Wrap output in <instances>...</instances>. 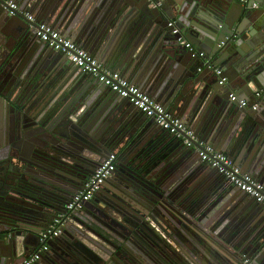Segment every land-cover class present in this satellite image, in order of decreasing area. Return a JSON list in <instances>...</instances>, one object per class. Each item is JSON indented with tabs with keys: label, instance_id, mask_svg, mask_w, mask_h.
<instances>
[{
	"label": "water",
	"instance_id": "1",
	"mask_svg": "<svg viewBox=\"0 0 264 264\" xmlns=\"http://www.w3.org/2000/svg\"><path fill=\"white\" fill-rule=\"evenodd\" d=\"M12 1L98 53L102 61L119 45L113 64L125 78L264 186V117L250 111L252 99L246 108L229 103L230 89L255 95L264 88V0ZM123 17L131 18V23H122ZM172 19L187 41L223 69L226 85H219L221 76L213 70H208L210 75L199 71L201 60L191 57L185 42H178L167 27ZM17 58L20 66L42 67L32 73L33 79L51 80L48 89L37 86L21 110L24 113L33 101L36 124L51 111L48 121L53 119L49 128L54 140L47 141L39 127H29L25 115L18 137L32 129L31 143L19 141V155H13L0 140V264H21L39 248L40 233L63 212L62 208L54 216L47 212L52 200L46 185L54 178L23 181L8 174L7 161L17 155L30 170V155L45 156L38 148L42 143L52 162H58L56 169L48 168L49 176L68 172L85 179L114 148L120 160L117 178L110 181L112 191L123 183L124 203L135 213L129 214L127 235L113 236L119 245L112 254L95 241L84 249L64 232L49 242V251L36 264H240L244 256L251 264H264L262 205L221 175L212 182L204 179L199 153L172 136L162 139L165 131L152 119L138 117L132 104L98 81L85 82L88 74L79 77L81 70L63 63L64 57L36 38L23 17L9 16L0 5V89L5 97L15 87L11 68ZM147 64L150 68L143 69ZM91 92V101L101 99L93 112L87 102ZM193 174L191 182L204 193L195 205L194 220L184 205L188 181L177 182L180 177L192 179ZM136 191L148 196L142 207L138 202L143 197Z\"/></svg>",
	"mask_w": 264,
	"mask_h": 264
},
{
	"label": "built area",
	"instance_id": "2",
	"mask_svg": "<svg viewBox=\"0 0 264 264\" xmlns=\"http://www.w3.org/2000/svg\"><path fill=\"white\" fill-rule=\"evenodd\" d=\"M242 2L246 3L245 0H242ZM0 5L4 7L9 16L23 17L28 22L36 38L46 44L48 48L61 54L69 64L80 69L81 72L90 75L121 99L127 100L140 114H143L148 119H152L163 131L182 142L188 149H193L199 153L202 164L216 171L229 184L249 195L256 203L264 207V186L254 177L244 173L225 153L214 149L210 144L202 141L196 135L194 129L185 121L174 117L162 104L156 102L150 95L142 92L120 72L106 68L102 62L83 49L79 44L59 34L53 26L39 21L33 13L20 9V6L15 1L0 0ZM255 7L257 6L254 5ZM167 27L177 37L178 42H185V48L190 52L191 57L201 60L202 67L199 71L202 72L204 69L213 70L215 75L218 77L221 76L218 79L219 85L224 86L227 84L228 78L223 76V71L214 66L212 59L204 51L198 49L193 43L186 40L184 34H182L180 28L177 26L176 21H169ZM229 100L231 103H238L240 107L246 108L249 105L248 100L240 98L235 93L229 95ZM262 104H264V90H260L255 94V101L249 107L254 111H258ZM116 159V154H110L97 167L93 175L90 176L84 186L66 206L65 212L59 214L40 233L39 248L21 264H36L42 259L43 255L50 249L49 242L63 233V228L66 226L69 213L81 210L92 199L104 182L113 175L116 169ZM251 263V259L246 256L240 262V264Z\"/></svg>",
	"mask_w": 264,
	"mask_h": 264
},
{
	"label": "flooded vegetation",
	"instance_id": "3",
	"mask_svg": "<svg viewBox=\"0 0 264 264\" xmlns=\"http://www.w3.org/2000/svg\"><path fill=\"white\" fill-rule=\"evenodd\" d=\"M6 54L5 58L8 56V51H6ZM63 63L67 64L68 62L63 59ZM15 65L16 66L12 65L11 68L15 72L14 89L10 88V93H5L7 97L3 95V88L0 89V140L4 150H7L8 153H12L13 155H19L18 142L25 141L31 143V138L29 136L32 135L31 132L33 131L32 129H29L28 135H20L18 137V127H23L24 115L26 116V121L29 122L28 124L26 122V124L31 128H33V126L39 127L37 131L40 132L41 135H44V138H47V141L51 142L54 138L49 128L53 124V119L48 121L51 117V111L41 117L38 124H36L35 116L37 114V109L36 104L33 101L26 104L24 113L21 110V108L24 107V100L28 96H31L32 91L39 85H43V87L48 89L51 85V80H48L47 78L33 79V77H31L34 71H40L42 69L40 66L35 68V65H32L33 69L29 71L32 66H20V64H18V58L15 60ZM9 72L10 70L7 71L6 74ZM0 81H3V79L1 78ZM59 84L61 85L62 82H59ZM63 120L64 119L62 118L60 122H63ZM42 145L43 143L40 144L38 148L40 150L39 152L45 155L43 157L44 159L39 157V155L35 156L34 153L30 155L29 157L33 158L31 161L32 165L29 166L30 170L22 165L18 155L15 156V158H9L6 166L9 170V175H18L20 176V179L24 178L22 179L23 181H33L35 179V181L38 182L42 180L45 181L48 178L53 180L54 178L53 182L47 181L46 185L48 191L47 194L52 200V204L47 207V212L48 215L54 216L57 214L56 209L58 208H62L61 211L65 212L66 206L70 203L75 194L84 186L90 176L93 175L101 163H97L94 168H90V171L93 173L86 177L87 179H85V177L71 175L68 172V175L64 173L56 175L52 171L53 174L49 176L51 170L48 168L56 169L58 162H52L48 156L47 149H43ZM38 148H34L36 153H38ZM27 152H29L28 147ZM110 154H116L117 156L115 172L104 182L92 199L87 202L81 210L69 213V217L66 220V226L63 228V233H69L73 238V241L78 243V245L84 249L89 242L93 243L95 241L96 243L103 245V248L112 254L119 245V242L113 236L117 233L121 236L127 235L129 232L127 223L131 222L129 214L132 217L131 214H134L135 211L129 210L124 203L127 194H124L125 186L123 183L119 187L117 186L116 191H112L113 184H111L110 181L112 182L117 178L120 156L111 149ZM184 179H187L188 181L185 195V198L188 200H186V203L184 204L187 212L186 214L190 219L194 220L197 214L195 205L197 206L198 198L204 193L200 192V188H197V185L191 182L194 178L191 179L188 176L180 177V180H177V182H183ZM117 183L119 182L117 181L116 184ZM136 193L143 197V200H140V203L138 202V205L142 207L148 201L146 199L148 196L140 191H136ZM167 196L169 197L170 194ZM168 197L159 196V198L165 201H168ZM175 197V195H171V198L174 199ZM45 205L47 204L44 203V207ZM50 206L54 208H51Z\"/></svg>",
	"mask_w": 264,
	"mask_h": 264
},
{
	"label": "crops",
	"instance_id": "4",
	"mask_svg": "<svg viewBox=\"0 0 264 264\" xmlns=\"http://www.w3.org/2000/svg\"><path fill=\"white\" fill-rule=\"evenodd\" d=\"M158 1H160V0H158ZM31 13H33V12H31ZM35 16H36V18L39 20V21H41V22H44V23H47L48 24V22H46V21H42V20H40V18H39V15H37V14H35V13H33ZM123 20H122V23H124V21H125V24L126 25H129L130 23H131V21H132V19L131 18H125V17H123L122 18ZM171 21H176V23H177V20H175V19H172ZM50 25V24H49ZM52 26V25H51ZM54 27V26H53ZM55 28V27H54ZM57 30V29H56ZM181 30V29H180ZM182 34H184V33H182ZM61 35L63 36V37H66V35H65V32H62L61 33ZM185 36V35H184ZM68 38V37H67ZM69 39H71L72 41H74V42H76L75 41V39H73V38H69ZM189 42H191V41H189ZM77 43V42H76ZM191 43H193V42H191ZM78 44V43H77ZM194 44V43H193ZM83 48V47H82ZM83 49H85V48H83ZM199 49V48H198ZM86 51H88L92 56H94L95 58H97L100 62H102L105 66H106V68H108V69H110V70H113V71H117V72H120L121 74H122V71L121 70H119L118 69V67H115V65L113 64V62H116V60L118 59V57H119V55H120V49H119V45H114L113 47H112V49H110L109 51H108V53H107V56H105V58H107V59H105V61H102L101 60V57H100V55L98 54V53H93V52H90L88 49H85ZM102 56V55H101ZM212 59V62H213V64H214V66L215 67H217V68H219V69H221L222 71H223V69L222 68H220V67H218L217 65H216V61H214V59L213 58H211ZM148 68H150V64H147L146 65V67H143V69H145V70H147ZM203 71H205L204 73L205 74H207V75H210V72L208 71V70H203ZM264 72V71H263ZM234 75H238L235 71H234V73H233ZM77 75L79 76V77H83V75H87V74H84L83 72H78L77 73ZM123 75V74H122ZM88 78H86V80H84L85 82H90L91 80H95L94 78H92L91 76H87ZM127 78V77H126ZM132 84H134V85H136L137 87H139L140 89H141V87L140 86H138L136 83H133L129 78H127ZM96 81V80H95ZM71 82L72 81H69V86H70V84H71ZM145 88H147L149 85H147V83L146 84H144L143 85ZM153 87V86H152ZM143 90V89H142ZM260 90H264V88L262 89V88H260V89H258V91H260ZM143 92V91H142ZM229 92H231V93H235V94H237L240 98H242V99H246V100H251L250 102H252V104H253V102L255 101V95H254V92L253 93H251V94H249V93H243L242 95H239L240 93H237L236 91H235V89H230L229 90ZM93 92H91L90 94H89V99L87 100V102H89L90 103V105H88V108H89V110H90V112H93L97 107H98V105L100 104V102H101V99H99V100H95L94 102L93 101H91L90 100V96L92 97V95H94V94H92ZM145 93V92H144ZM82 97L83 96H81V101H82ZM104 99V97H102V100ZM229 103H230V100H229ZM250 109V108H249ZM250 111H254V110H252V109H250ZM96 113L97 114H100V111H99V108L97 109V111H96ZM95 113V114H96ZM135 113H137L138 114V117H140L141 119H143V120H145L146 118H144V116H142V114H139L138 112H135ZM258 115L260 116V117H264V116H262V115H264V104H262L261 105V108L258 110ZM139 118V119H140ZM189 126H191L190 124H188ZM155 128L157 127V126H154ZM164 131H162V133H163ZM162 137V139H166V138H171L170 137V135L169 134H167V133H163V135L161 136ZM110 149H111V147H110ZM113 152H115V149L114 148H112L111 149ZM109 156V155H108ZM107 156V157H108ZM106 157V158H107ZM200 163H201V161H200ZM202 164V163H201ZM203 165V178L204 179H206V180H208L209 179V181L210 182H212V181H214L215 179H217V178H221V176L216 172V171H214V170H211V169H209V167L208 166H204V164H202ZM243 171V170H242ZM244 172V171H243ZM245 173V172H244ZM247 174V173H246ZM249 175V174H248ZM192 178H194L195 179V175L193 174V176H192ZM59 214H61V213H59ZM58 214V215H59ZM57 215V216H58Z\"/></svg>",
	"mask_w": 264,
	"mask_h": 264
}]
</instances>
